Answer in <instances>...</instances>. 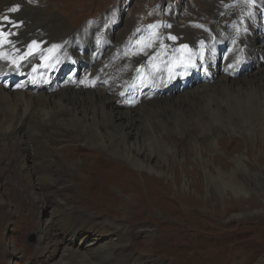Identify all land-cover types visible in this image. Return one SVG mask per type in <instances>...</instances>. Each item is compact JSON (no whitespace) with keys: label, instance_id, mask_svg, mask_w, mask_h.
<instances>
[{"label":"bare ground","instance_id":"obj_1","mask_svg":"<svg viewBox=\"0 0 264 264\" xmlns=\"http://www.w3.org/2000/svg\"><path fill=\"white\" fill-rule=\"evenodd\" d=\"M13 8L17 10L11 11ZM261 8L264 11V0H229L208 20L201 37L194 34L196 31L187 36V48L179 45L183 32L177 31L164 33L161 46L150 43L144 53L147 45L141 40L147 30L143 33L142 28H133L135 19L130 14L114 27L93 26L80 30L77 36L67 27L57 30L62 19L51 5L43 7L40 0H0V136L11 135L17 145L16 148L7 142L2 144L0 159L11 157L9 169L20 172L31 197L18 196L13 188L15 197L20 198L16 201L17 212L28 225L34 224L30 217L33 204L55 202L57 190L48 187H56L55 173L67 180L64 185L73 188L76 198L81 194L84 198L79 200L98 206L97 214L87 215L96 229L85 219L73 217L76 212L67 202L63 207L65 202L58 205L55 202L57 211H50L49 218L53 240L46 242L44 234L39 233L38 246L45 250L51 243H64L56 264H102L103 259L113 264L116 255L125 250L122 244L127 229L121 223L99 218L102 213L113 214L118 206L117 196L111 194L112 188L134 198L145 179L152 186L157 185L158 182H152L153 176L139 175L135 170L165 173L157 157L180 156V144L186 143L202 158L208 180L216 172L253 171L245 161L250 159L245 152L232 154L233 164L226 167L204 157L202 149L216 148L222 139L232 143L239 139L232 134L243 135L259 124L264 125ZM229 11L237 15L232 24L225 22ZM23 17L34 20L31 30L19 27ZM100 30L102 36L97 33ZM58 33L63 36L62 41H57ZM215 36L218 40L211 42ZM91 37L93 43L86 44ZM41 39H50L52 43L42 46ZM75 40L86 44L89 51L85 68L79 67V74L73 76L72 69L83 50L75 47ZM33 41L38 47H29ZM257 54L256 64L252 66L254 62L249 58ZM62 56H69L70 60L66 63L58 60ZM229 57L233 64H224L219 70V60L227 62ZM43 67L47 73L41 72ZM149 72L155 76L153 81L144 82V87L138 88L148 79ZM9 79L10 86L5 84ZM129 81L136 92L123 96L121 92ZM61 147L71 149L64 159L67 163L61 156L50 157L52 150ZM14 157L20 160L17 167L12 162ZM33 160L37 162V169L30 165ZM178 167L187 171L185 166ZM262 168L259 166L258 171H263ZM12 180L8 177L6 182ZM137 202L142 204L139 198ZM0 204L6 206L2 192ZM82 230L86 234H80ZM92 233L97 235L90 237ZM105 234L110 236L101 241L100 237ZM65 250L70 252L67 254ZM135 259L127 256L116 264H134Z\"/></svg>","mask_w":264,"mask_h":264},{"label":"rangeland","instance_id":"obj_2","mask_svg":"<svg viewBox=\"0 0 264 264\" xmlns=\"http://www.w3.org/2000/svg\"><path fill=\"white\" fill-rule=\"evenodd\" d=\"M40 1L43 7L51 5L57 11L58 17L62 19L61 25L57 27L58 31H61L62 27H67L77 36H79L80 30L85 31L93 26L105 28V26L111 25L114 27L130 14L135 19L133 28L147 30V33L143 31L144 36L141 40V43L147 45L143 50L145 53L152 44L156 47L161 46V37H164V33L183 32L179 37V45L188 46L187 36H190L192 31L193 33L196 31L194 34L201 37V31L204 32L208 27V20L229 0H208L209 3L207 0H182V2L180 0ZM221 13L223 14V12ZM260 15L264 17L262 8ZM236 17L235 11H229L226 13L225 22L228 21L232 24ZM23 18L19 27L23 26L31 30L30 27L34 24V20L29 17ZM34 30L36 29L34 28ZM260 32L264 34V22ZM97 33L102 36L101 30ZM148 33H151L152 38L147 37ZM93 36H96V33ZM62 38L63 36L58 33L57 41H62ZM41 40H43L42 46L52 43L50 39ZM216 40H218V36H215L211 42H216ZM93 41L94 38L91 37L85 43L89 44ZM150 43L152 44L150 45ZM74 44L75 47H83V50L79 52L81 58H78L77 66L72 69L73 76L79 74V67L81 70L85 68L87 51H89L86 44L81 45L78 40H75ZM191 48L193 47L191 46ZM188 49L190 48L188 47ZM258 55L249 58L251 62H254L252 66L256 64L255 60L258 59ZM71 57L73 58L72 55ZM60 59L66 63L70 57L62 56V58H58V60ZM75 61L77 62V60ZM232 61L230 57L227 62L220 59L219 70L226 65L233 64ZM119 70V72H123L121 69ZM148 74V79L142 83H149L155 78L151 72ZM129 82V84L132 83V81ZM53 83L52 79L51 84ZM263 126L259 124L251 132L243 135L232 134L239 138L232 143L227 139H222L216 148L203 147L202 149L204 157L215 160L219 165L226 167L233 164L232 154L245 152L250 157L245 161L249 163L252 172L243 170L216 172L215 176L208 180L202 158L189 145L183 143L180 144V156L157 157L165 173L155 174L150 171L135 170L139 175L153 176L152 182L154 184L158 182L157 185L152 186L151 182L145 179V182H141L142 186L134 198L131 194H123L118 188L113 187L111 194L117 196L118 206L113 210L114 213L111 214L113 216L103 213L99 215L101 219L106 218L126 225L127 236L124 239L125 243L122 244L125 250L116 255L113 264L131 255L136 258L134 264H264ZM0 139L2 141H0V147H3L2 144L7 142L17 148L11 135L5 134L0 136ZM251 150L254 152L251 153ZM70 151L69 147H61L52 150L50 157L54 154L55 158L61 156V159L64 160ZM10 159L11 157L0 159V192L3 194L6 205L0 204V264H56V259L64 250L65 244L51 243L45 250H41L38 246L39 233L44 234V241L53 240L54 233L50 229L49 218L50 211H57L55 202L57 205L59 202H65L61 205L62 207L67 202L69 205H66L76 212L72 216L85 219L90 225L93 223L87 220V215L97 214L98 206L95 207L96 204L79 200L84 198L81 194L78 195L79 199L76 198L72 193L73 188L64 185L67 180L64 181L63 178L57 176L52 169L57 185L54 188L50 185L48 187L51 190H57H55V202L52 204V202L36 201L31 208L32 214L30 215L34 224L28 225L27 221L23 220L17 212L16 201L20 198L15 197L13 188L17 190L18 196L31 197L25 189V179L21 177L20 172L17 174L13 169H9ZM18 161H20L19 158H13L14 166L17 167ZM64 161L67 163L66 160ZM257 163L263 167V171H258ZM30 165L33 169L38 167L35 160L30 162ZM178 166H185L187 171ZM212 168L214 167L212 166ZM8 177L13 178L12 182H6ZM64 197H66L65 201L62 200ZM138 198L142 204L136 203ZM93 227L97 229L96 224H93ZM85 232L86 230H82L80 234H86ZM96 235V233H92L90 237ZM109 236L110 234H105L100 237V240L105 241ZM65 252L68 254L70 250H65ZM102 264H107V260L103 259Z\"/></svg>","mask_w":264,"mask_h":264},{"label":"snow or ice","instance_id":"obj_3","mask_svg":"<svg viewBox=\"0 0 264 264\" xmlns=\"http://www.w3.org/2000/svg\"><path fill=\"white\" fill-rule=\"evenodd\" d=\"M17 9L16 8H13V9H11V11H16ZM4 19H8L7 17H5ZM10 23H11V21H9ZM0 31H2V29H0ZM170 39H173V40H175L176 39V37H170ZM32 46H37L38 47V45H36V42L35 41H33L32 42V45H30L29 47L31 48ZM54 48H57V47H59V46H53ZM183 48H187V45H183L182 46ZM23 58V57H22Z\"/></svg>","mask_w":264,"mask_h":264}]
</instances>
